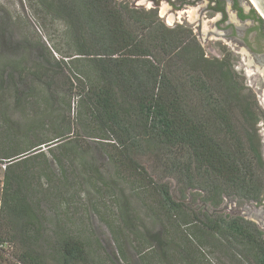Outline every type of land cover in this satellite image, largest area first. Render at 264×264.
Masks as SVG:
<instances>
[{
  "label": "trees",
  "instance_id": "1",
  "mask_svg": "<svg viewBox=\"0 0 264 264\" xmlns=\"http://www.w3.org/2000/svg\"><path fill=\"white\" fill-rule=\"evenodd\" d=\"M36 1L67 27L72 52L45 62L52 78L73 74L79 127L97 139L106 161L98 163L68 139L57 145L63 147L61 158L54 156L57 170H35L41 149L62 141L63 133L4 156L0 243L16 246L15 264H106L59 219L61 231L47 235L48 202L69 205L78 184L100 201L111 198L117 211L103 222L123 264H134L130 248L140 264H203L204 248L264 264V233L251 221L220 213L227 198H264L256 101L239 87L229 60L207 58L190 28L166 26L154 8L126 0ZM175 1L176 8L189 2ZM144 159L158 178H151ZM165 178L175 181L181 195L192 190L213 209L211 215H201L183 197L175 200ZM125 186L143 196L147 221L141 229ZM91 210L98 213L93 202ZM3 256L0 249V264Z\"/></svg>",
  "mask_w": 264,
  "mask_h": 264
},
{
  "label": "rangeland",
  "instance_id": "2",
  "mask_svg": "<svg viewBox=\"0 0 264 264\" xmlns=\"http://www.w3.org/2000/svg\"><path fill=\"white\" fill-rule=\"evenodd\" d=\"M126 1L136 8L157 9L158 16L168 27L184 25L190 28L207 58L229 60L239 87L244 89L243 93L251 97V101H256L255 111L259 120L255 128L264 156V106L259 103L261 97L257 96L259 93L256 89L261 78L255 73V67L244 66L243 61L246 62L248 57L239 54L242 52L240 43L217 35L218 32L224 33L225 31L217 30L216 23L220 15H214L210 10L209 0H188V4L180 8H176L179 3L174 0ZM239 1L247 14L262 20L249 0ZM162 5H166L169 14L174 15L171 22H168L167 17L161 16ZM229 8L227 3L228 17L237 23L235 14ZM193 9L195 17L191 20L188 11ZM246 23L248 26L244 29V33L249 36V45L256 52L264 54V20H262L261 28H263L259 34L253 29L250 21ZM0 31L3 32V36H0V81L2 83L0 90V179H2L6 164L5 155L28 149L41 141L53 140L59 133L65 134L66 137L57 144L41 149L43 154L35 160V170L47 167L57 170L54 156L61 158L63 152V147L57 145L68 139L73 145L77 144L84 150H90L98 163H104L106 161L103 158L104 153L97 150V139L89 138L79 127L77 116L79 89L73 74H68L67 78H52L48 64L45 62L49 60L52 64L53 59L58 61L72 52L66 34V25L49 16L36 0H0ZM258 35L263 37L259 39V42L257 38L255 39ZM255 62L262 68V65ZM13 67L18 69L14 70ZM244 68L249 69L251 73L245 74ZM70 89H72L71 92ZM68 160L65 161L66 165L69 164ZM142 165L152 179L158 178L153 176L151 163L147 159L143 160ZM107 170L111 173L110 169ZM124 176L130 178L128 173H124ZM165 180L170 185V192L175 200L183 197V201L192 202L193 208L201 215H211L213 209L203 205L199 196L195 198L192 190L185 191L184 195H181L180 187L174 180L171 178H165ZM71 194L73 196L69 205L59 206L53 200L48 202L49 221L46 224L48 237H52V233L61 231L56 226L58 223L56 219H59L62 226L71 234L87 239L88 247L97 258L105 260L106 264H111L108 258L114 264H123L114 247L111 231L103 222V220L108 219L109 221L114 218L115 211H117L111 198L104 197L100 201L97 196H92L90 191L80 184L73 187ZM126 195L130 196V204L136 210L139 227L142 221L145 223L147 221L146 209L141 205L143 196L142 194L134 196L127 187ZM90 201L97 205L98 213L104 218L91 210L92 202ZM220 211L223 216H239L251 221L264 233V198L260 203H242L238 199L227 198ZM139 228L141 229V226ZM0 244H7V249H3L5 256H3L2 264H15L16 246L12 247L8 243ZM135 244L137 249H142L141 245ZM235 256L233 259L224 252L209 248H204L201 252L203 264H247L240 256L237 254ZM128 259L134 264H140L139 255L132 248L128 249Z\"/></svg>",
  "mask_w": 264,
  "mask_h": 264
},
{
  "label": "flooded vegetation",
  "instance_id": "3",
  "mask_svg": "<svg viewBox=\"0 0 264 264\" xmlns=\"http://www.w3.org/2000/svg\"><path fill=\"white\" fill-rule=\"evenodd\" d=\"M227 3L229 4L230 8L229 10L235 14V19L237 23L231 21L228 17V10H227ZM210 4V10L213 11L214 15H220L217 23L216 28L218 31H222L224 33H217L219 36H223L225 38H228L230 40L237 41L241 45L242 52H239V54H242L244 57H248L246 62L243 61L244 66H247L248 68H256L255 73L260 76V83L259 86H257L258 91V97H261L260 105L264 106V54L261 52H256L250 45L246 33H244V29L248 24L246 21H250L251 24H253V29L258 32V34L261 32L262 28V22L256 17H253L251 14H247L243 7L240 5L239 0H209ZM252 32V31H251ZM264 37V36H263ZM259 35L255 37L257 38V41L259 42L260 38ZM261 54V55H260ZM258 56V57H256ZM243 57V60L245 58ZM260 65H262V68L260 66H257L256 62ZM245 74L251 73L249 69H243ZM263 95V99H262Z\"/></svg>",
  "mask_w": 264,
  "mask_h": 264
},
{
  "label": "bare ground",
  "instance_id": "4",
  "mask_svg": "<svg viewBox=\"0 0 264 264\" xmlns=\"http://www.w3.org/2000/svg\"><path fill=\"white\" fill-rule=\"evenodd\" d=\"M189 15L191 16V20L195 17V10L188 11ZM161 16L167 17L168 22H171L174 19V15L169 14L168 7L166 5H162L161 7Z\"/></svg>",
  "mask_w": 264,
  "mask_h": 264
},
{
  "label": "water",
  "instance_id": "5",
  "mask_svg": "<svg viewBox=\"0 0 264 264\" xmlns=\"http://www.w3.org/2000/svg\"><path fill=\"white\" fill-rule=\"evenodd\" d=\"M258 12L262 20H264V0H249Z\"/></svg>",
  "mask_w": 264,
  "mask_h": 264
},
{
  "label": "built area",
  "instance_id": "6",
  "mask_svg": "<svg viewBox=\"0 0 264 264\" xmlns=\"http://www.w3.org/2000/svg\"><path fill=\"white\" fill-rule=\"evenodd\" d=\"M6 246H7V244H6V245H2V244H0V249H2V250H3L4 248L7 249Z\"/></svg>",
  "mask_w": 264,
  "mask_h": 264
}]
</instances>
